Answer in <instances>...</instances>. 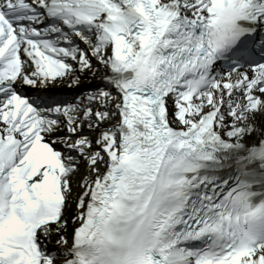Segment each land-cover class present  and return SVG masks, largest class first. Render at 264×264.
<instances>
[{
    "label": "snow or ice",
    "instance_id": "1",
    "mask_svg": "<svg viewBox=\"0 0 264 264\" xmlns=\"http://www.w3.org/2000/svg\"><path fill=\"white\" fill-rule=\"evenodd\" d=\"M0 264H264V0H0Z\"/></svg>",
    "mask_w": 264,
    "mask_h": 264
},
{
    "label": "bare ground",
    "instance_id": "2",
    "mask_svg": "<svg viewBox=\"0 0 264 264\" xmlns=\"http://www.w3.org/2000/svg\"><path fill=\"white\" fill-rule=\"evenodd\" d=\"M81 83H86L85 80L82 79Z\"/></svg>",
    "mask_w": 264,
    "mask_h": 264
}]
</instances>
